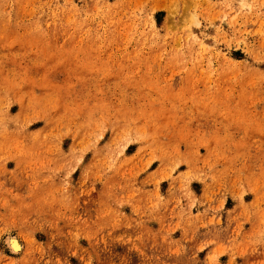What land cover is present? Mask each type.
<instances>
[{"label": "rangeland", "instance_id": "rangeland-1", "mask_svg": "<svg viewBox=\"0 0 264 264\" xmlns=\"http://www.w3.org/2000/svg\"><path fill=\"white\" fill-rule=\"evenodd\" d=\"M0 264H264V0H0Z\"/></svg>", "mask_w": 264, "mask_h": 264}, {"label": "bare ground", "instance_id": "bare-ground-1", "mask_svg": "<svg viewBox=\"0 0 264 264\" xmlns=\"http://www.w3.org/2000/svg\"><path fill=\"white\" fill-rule=\"evenodd\" d=\"M9 241V247L12 249V252H17L21 248L17 240H8Z\"/></svg>", "mask_w": 264, "mask_h": 264}]
</instances>
